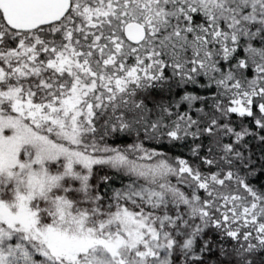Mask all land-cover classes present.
<instances>
[{
    "label": "snow or ice",
    "instance_id": "1",
    "mask_svg": "<svg viewBox=\"0 0 264 264\" xmlns=\"http://www.w3.org/2000/svg\"><path fill=\"white\" fill-rule=\"evenodd\" d=\"M0 264H264V0H0Z\"/></svg>",
    "mask_w": 264,
    "mask_h": 264
}]
</instances>
